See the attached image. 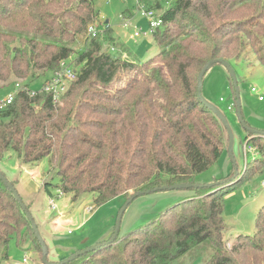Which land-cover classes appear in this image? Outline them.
<instances>
[{
    "label": "trees",
    "instance_id": "16d2710c",
    "mask_svg": "<svg viewBox=\"0 0 264 264\" xmlns=\"http://www.w3.org/2000/svg\"><path fill=\"white\" fill-rule=\"evenodd\" d=\"M152 7L163 8L152 35L159 51L137 61L101 51L102 42L90 37L68 62L75 79L53 102L50 93H32L27 84L68 61L76 35L98 20L94 0H0V81L13 76L28 82L0 109V159L8 151L20 164L47 158L58 181L43 182L44 190L54 187L72 200L92 192L94 206L118 195L128 201L142 190L194 183L215 164L228 137L197 97L198 74L211 60L236 61L247 46L264 67V0H166ZM230 88L235 101L231 80ZM244 130L246 145L258 154L244 172L261 170L264 135L248 125ZM240 174L194 188V196L124 237L64 264H171L206 241L213 253L204 264H264V205L253 234H238L228 247L223 240L225 188L238 184ZM13 239H30L41 260L25 210L2 182L0 261Z\"/></svg>",
    "mask_w": 264,
    "mask_h": 264
},
{
    "label": "rangeland",
    "instance_id": "374dc122",
    "mask_svg": "<svg viewBox=\"0 0 264 264\" xmlns=\"http://www.w3.org/2000/svg\"><path fill=\"white\" fill-rule=\"evenodd\" d=\"M155 1L146 0V3L153 6L157 1L164 3L166 0ZM94 8L98 10V20L92 23L97 27L96 40L102 42L101 51L114 55L122 53V49L128 51L130 48L136 52L134 55L130 52V56L134 60L143 61L161 48L155 44L152 36L133 37L134 26L144 28L147 26V21L136 14L134 0H94ZM158 11L163 12V8ZM123 15L131 17V24L127 27H123ZM175 24L178 26V23ZM184 28L188 29L187 25ZM91 40L86 30L77 34L70 44L72 55L68 62L82 52ZM138 50H141L140 53L137 52ZM128 54L124 52L121 56L125 57ZM73 65L75 69L80 67L76 62H73ZM230 66L237 80L244 125L264 132V100H258L259 95L264 97V67L257 63L255 55L248 46L236 61L230 62ZM51 76V72H46L29 83L13 76L8 80L0 81V100L15 90V82L21 87L23 83L25 85L28 83L29 90L35 92L40 91L44 81ZM251 87H255L256 91L252 92ZM202 95L226 116L233 133V144L231 154L227 149L224 150L215 164L195 175L192 180L196 185H212L223 177L231 178L235 172L241 173L238 177L242 180L238 184L233 186L231 183L225 188L227 192L224 195L222 217L226 230L223 232V240L228 247L238 234H253L256 230V222L262 219L258 218V212L264 205V167L258 171L249 169L252 166L251 161L258 157V154L254 148L243 151L244 148L249 149L246 144L243 147L244 125L237 118L230 80L224 66L215 64L207 71L203 77ZM247 162L249 168L244 172ZM0 172L6 179L13 181L21 200L28 206V212L47 246L49 261L59 262L79 250L108 241L113 234L118 214L127 203L123 195H118L94 206L95 194L92 192L82 193L76 200H72L69 193H57L54 187L50 188V193L46 192L43 182L55 184L58 181L47 158L33 164H20L16 153L8 151L0 159ZM195 194L194 188H183L157 190L138 195L130 201L122 214L117 237L119 239L124 237L132 230L156 218L168 207ZM50 198L53 199L55 208H51L48 204ZM32 248L34 245L30 239H25L20 244L13 239L9 245L7 259L1 260L0 264L22 263L25 256L27 262L24 264H42L40 257L38 261ZM212 253L213 248L206 241L171 264H204Z\"/></svg>",
    "mask_w": 264,
    "mask_h": 264
},
{
    "label": "water",
    "instance_id": "95a60500",
    "mask_svg": "<svg viewBox=\"0 0 264 264\" xmlns=\"http://www.w3.org/2000/svg\"><path fill=\"white\" fill-rule=\"evenodd\" d=\"M217 63L221 64L222 66H224V68H226V70L228 72V76H229V78L231 80V83L233 85L234 92H235L234 106H235V110H236V115H237V118H238L239 122L242 125H244V121L242 120V116H241L240 97H239V90H238V86H237L236 76H235L234 71L232 70V68H231V66H230V64L228 62L224 61L223 59H214V60L209 61L207 64H205L203 66V68L200 70L199 74H198L196 93H197V97L200 100V102L204 106L209 108L211 111H213V113L220 120L222 126L225 128L226 133H227V137H228L227 151L231 154V152H232V144H233V133H232L231 127H230V125H229V123L227 121V118L215 105H213L212 103L208 102L202 95L203 77L206 74V72L213 65H215ZM244 128H246V125H244ZM254 131L256 133L260 134V135H264V132H262V131H258V130H254ZM236 175H237V172H235L234 176H236ZM0 178H1L3 183L8 185L10 191L12 192L14 198L18 201V203H19L20 207L22 208V210H25V216L27 217L28 221L30 222L31 228H32V230L34 232V236H35V238L37 239L38 243L41 246V251H42L41 261H42V263L43 264H54V263L48 261V259H47V253H48L47 246H46L41 234L39 233L36 224H34L33 218L30 216L29 212L26 211L25 205L22 202V200L20 198V195L16 191L15 187H13L9 183H7L6 178H4L1 174H0ZM200 186L201 185H196L194 183H185V182L175 183V184H171V185H167V186H161V187H156V188H152V189H146V190L139 191L138 193H135L133 195V198H135L138 195L146 194V193L157 191V190L183 189V188L188 189V188H198ZM131 200L132 199L128 200L127 203H125V205L123 206L122 210L118 214L113 234H112L111 238L108 240L107 243H111L117 238L122 214H123L126 206L130 203ZM98 247H99V245L90 246L88 248H85L83 250H80V251L72 254L71 256H69L68 258H66L64 260L56 262L55 264L67 263V262L73 260L74 258H76L79 255H82V254H85L87 252L94 251V250L98 249Z\"/></svg>",
    "mask_w": 264,
    "mask_h": 264
},
{
    "label": "built area",
    "instance_id": "2783aa9c",
    "mask_svg": "<svg viewBox=\"0 0 264 264\" xmlns=\"http://www.w3.org/2000/svg\"><path fill=\"white\" fill-rule=\"evenodd\" d=\"M134 1H135L136 14L138 16H141L147 21V26L145 28L142 26H134V30L132 34L133 37L144 38V37L152 36L155 30L162 23V12H159L158 11L159 9H155L152 6L148 5L146 3V0H134ZM122 19H123V27H127L131 24V17H126L123 15ZM86 33L89 37H96L98 33L97 27L93 25V23L88 24L86 27ZM111 50H113V48H111ZM75 77H76V72L68 64L67 59L61 60L58 62L57 69L54 71L49 81L46 82L45 85H43V88L41 90L50 93L52 101L55 102L67 90L69 83L72 80H74ZM14 87L15 90L13 92L8 93L4 99L0 100V109H4L7 105L11 104L16 93L24 89V86L21 87L18 82L14 83ZM250 90L252 92L256 91L255 87H251ZM31 92L34 93L33 91ZM258 100L263 101L264 97L262 95H259ZM245 144L246 142L244 141L243 147L245 146ZM247 147L249 149L244 148L243 149L244 152L252 149L249 146ZM263 186H264V182H263ZM57 193H61V192L57 190ZM48 204L51 206V208H55V203L52 198L48 200ZM22 262L23 263L27 262L26 256L23 258Z\"/></svg>",
    "mask_w": 264,
    "mask_h": 264
},
{
    "label": "crops",
    "instance_id": "0c3cea01",
    "mask_svg": "<svg viewBox=\"0 0 264 264\" xmlns=\"http://www.w3.org/2000/svg\"><path fill=\"white\" fill-rule=\"evenodd\" d=\"M131 16H132V14L129 12V11H127ZM143 27V26H142ZM128 48V47H127ZM129 50L127 51V50H125V49H122V52L124 53V52H127V53H129L130 54V52H133L132 54H134V53H136L135 51H133L132 49H130V48H128ZM139 51H141V50H138L137 52H139ZM140 53V52H139ZM128 54V55H129ZM260 65V64H259ZM18 164H19V162H18ZM25 168H22V170H24ZM30 169V168H29ZM28 169V170H29ZM27 173V172H26ZM33 249V251L36 253V255H37V257H38V261H39V255H38V253H37V251L36 250H34V248H32ZM38 261H36V263H38ZM17 264H24L23 262L22 263H17Z\"/></svg>",
    "mask_w": 264,
    "mask_h": 264
}]
</instances>
